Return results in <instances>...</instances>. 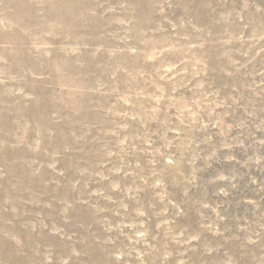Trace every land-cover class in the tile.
<instances>
[{
  "label": "rangeland",
  "instance_id": "374dc122",
  "mask_svg": "<svg viewBox=\"0 0 264 264\" xmlns=\"http://www.w3.org/2000/svg\"><path fill=\"white\" fill-rule=\"evenodd\" d=\"M0 264H264V0H0Z\"/></svg>",
  "mask_w": 264,
  "mask_h": 264
}]
</instances>
